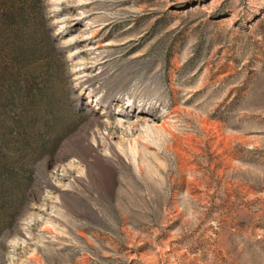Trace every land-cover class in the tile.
<instances>
[{
	"label": "rangeland",
	"instance_id": "obj_1",
	"mask_svg": "<svg viewBox=\"0 0 264 264\" xmlns=\"http://www.w3.org/2000/svg\"><path fill=\"white\" fill-rule=\"evenodd\" d=\"M0 264H264V0H0Z\"/></svg>",
	"mask_w": 264,
	"mask_h": 264
}]
</instances>
